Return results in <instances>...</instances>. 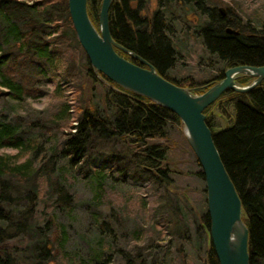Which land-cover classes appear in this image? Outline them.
I'll return each instance as SVG.
<instances>
[{
	"label": "trees",
	"instance_id": "obj_1",
	"mask_svg": "<svg viewBox=\"0 0 264 264\" xmlns=\"http://www.w3.org/2000/svg\"><path fill=\"white\" fill-rule=\"evenodd\" d=\"M209 1L158 0L157 10L151 16H145L148 7L146 8L143 0H115L109 14L112 37L124 48L149 61L155 68H173L177 47L175 37L177 39L178 35L182 34L186 38L191 32L187 30V25H192L184 17H174L170 9L171 13L168 11L169 7L177 4L184 10L185 16L199 12L202 17H206L196 34L203 40L209 54L219 59L218 62L226 64L228 68L244 65L264 66V23L243 27L244 25L231 17L230 13L227 12V15L223 16L219 9L211 7ZM102 3L103 0H88V14L97 29ZM227 28L237 29L240 35L227 33ZM118 53L124 58H129L122 52ZM62 57L66 63L63 67V72L67 73L64 75L65 83L64 79H55L62 71V65L59 64ZM78 62L81 64L78 65ZM82 70H85L87 75L83 81L91 85L90 94L94 91L98 96L100 93L103 99H100L99 104L96 101V104L84 103L80 112L72 116L71 114L76 113L73 111L76 108V100H71V104L64 96L67 89L69 92L72 90V96H75L77 90H81ZM161 75L170 82L185 87L182 81ZM223 78L224 72L214 79ZM52 80L55 82L53 97L60 103L66 99L55 116L58 115L57 118L61 122L71 124L72 119H75L76 123L72 127L74 132L71 131L65 140L63 151L64 157L68 158L71 165L79 166L84 160L97 159L98 156L92 153L95 143L108 142L111 137L119 136L135 143L136 150L143 153L142 160L141 156L137 157L136 154L135 164L141 169L148 167L147 170L152 172L156 183L166 182V176H163L166 170H160L158 167L168 158V151L152 141L164 140L171 126L182 127L178 116L144 97L125 92L104 75L95 72L77 38L68 0H0V99L9 97L15 102L24 103L27 100L45 98L50 93L46 92L45 88ZM95 83L100 86L109 84L111 87L98 90L94 88ZM83 93L84 86L80 94ZM57 106L55 104L54 108ZM213 109H217L220 115L224 114L222 119L226 120L228 126L215 130L210 117V111ZM205 114L221 158L242 200L250 232V264H264V82L249 93L226 92L205 111ZM2 115L0 113V151L12 148L20 153L26 150L33 152V148L39 144L37 136L23 130L21 123L7 120ZM52 121L55 122L53 118ZM108 158L106 161H116L119 157ZM14 159L12 156L0 154L2 241L8 238L9 241L13 237L9 234L11 229L6 220L10 215L11 219H14V213L6 208V204L3 205L7 195L3 188L5 177L8 174H21L24 177L35 174L30 173L33 168L31 159L22 163ZM159 175L161 176L156 177ZM33 209L32 206L28 210L29 215H32ZM203 216V225L210 230L208 211ZM103 225V222L98 224L97 229L101 232L104 231ZM18 226L20 230L28 227L25 220ZM159 226L156 231L162 234L163 230L167 229L166 225L159 223ZM59 229L60 226L55 222L54 235L47 236L36 222L29 224L27 235H32L34 239L28 248L32 261L33 255L38 254L46 258H52L55 253L65 256L62 239L64 231L60 232ZM150 241L153 239L147 243H151ZM9 253L11 254L9 245L2 242L0 264H16V260H13ZM147 258L149 257L146 256L145 259ZM58 259L56 257L52 262ZM207 260L209 264H219L213 247L207 250ZM128 261L133 262V258L128 257ZM52 262L51 264H55Z\"/></svg>",
	"mask_w": 264,
	"mask_h": 264
},
{
	"label": "rangeland",
	"instance_id": "obj_2",
	"mask_svg": "<svg viewBox=\"0 0 264 264\" xmlns=\"http://www.w3.org/2000/svg\"><path fill=\"white\" fill-rule=\"evenodd\" d=\"M143 2L148 7L145 16H151L158 8V0ZM209 3L215 9L230 13L243 27L264 23V0H210ZM169 9L174 17H184L192 25H187V30L191 32L186 38L182 34L177 39L175 37L174 67L166 76L182 81L186 88L189 85L196 87L188 88L194 89L198 95L203 94L207 90L198 88L217 84L222 79L214 78L225 73L228 67L209 54L203 40L196 34L206 17L199 12L185 16L184 10L177 4ZM125 59L141 66L131 57ZM59 64L62 71L55 78L56 81L67 75L63 72L66 64L63 57ZM84 71L80 74L81 90H77L75 96L71 95L72 90L65 92L64 98H68L71 104V100H76L73 110L76 113L72 116L80 112L84 103L99 104L103 99L100 93L98 96L94 91L90 94L91 85L83 81L87 77ZM107 85L95 83L94 88L106 90L111 87ZM83 86L84 93L81 95ZM54 89L55 82L52 80L45 88L46 92H50L45 98L24 103L15 102L9 97L0 99L2 116L21 123L23 130L39 139L33 152L26 150L20 153L12 148L0 151V154L12 156L19 163L31 159L33 168L30 173L35 172L34 176L28 177L8 174L3 186L7 193L3 205L6 204L5 207L14 213V219L10 215L6 220L11 229L9 234L13 237L9 241V238L5 241L0 239V245L2 242L9 245V255L16 260V264H51L56 257L59 259L52 263L209 264L207 250L213 246L209 242V229L202 222L203 215L208 211L207 202L205 206L206 182L186 140L183 126H171L164 140L152 141L168 151V158L158 167L166 170L164 184L156 183L148 167L141 169L134 163L136 154L142 160L143 153L136 150L135 143L119 136L111 137L108 142L95 143L92 153L98 156L97 159L84 160L79 166L71 165L63 151L65 140L76 123L72 119L71 124H67L58 120V115L55 116L66 99L60 103L52 95ZM55 104L58 105L56 108ZM219 113L217 109L210 111L215 130L228 126L226 120H222L224 114ZM114 156L119 158L116 161L113 159V162L106 161V158ZM32 206L33 213L29 215L28 210ZM24 220L28 227L20 230L18 224L21 225ZM51 220L60 226V232L64 231L65 256L55 253L52 258H46L38 254L33 255L32 261L28 248L34 239L32 235H27L29 224L36 222L47 236H51L54 235ZM102 222L103 232L97 229ZM159 223H164L167 228L162 234L156 231L157 227L160 228ZM152 239L151 243H147ZM155 241L158 243L153 244ZM146 256L149 257L148 263ZM128 257L133 258V262H129Z\"/></svg>",
	"mask_w": 264,
	"mask_h": 264
},
{
	"label": "water",
	"instance_id": "obj_3",
	"mask_svg": "<svg viewBox=\"0 0 264 264\" xmlns=\"http://www.w3.org/2000/svg\"><path fill=\"white\" fill-rule=\"evenodd\" d=\"M114 1L103 0L97 29L88 14V0H69L70 16L81 47L96 73L104 75L125 92L144 97L178 116L204 174L210 218L209 242L219 264H250V232L242 200L215 145L205 111L228 91L249 93L262 84L264 66L228 68L221 81L198 95L194 89L170 82L154 66L114 40L109 17ZM221 13L226 16L223 9ZM118 52L146 67L132 63ZM241 77L254 80L243 86L237 82Z\"/></svg>",
	"mask_w": 264,
	"mask_h": 264
},
{
	"label": "flooded vegetation",
	"instance_id": "obj_4",
	"mask_svg": "<svg viewBox=\"0 0 264 264\" xmlns=\"http://www.w3.org/2000/svg\"><path fill=\"white\" fill-rule=\"evenodd\" d=\"M196 32H198L197 30H196ZM142 58V57H141ZM144 59V58H143ZM147 63H149L150 64V62L149 61H147L146 59H144ZM134 61H138V60H135L134 59ZM138 62H140V61H138ZM139 65H141V67H146L143 63H139ZM152 65V64H151ZM170 67V66H169ZM169 67H165V68H161L162 70H160L158 67H156V68H158L157 70L161 73V74H164V76H166V74H167V72H169L170 70H172V68L171 69H169ZM167 77V76H166ZM242 79H239L238 80V83L239 84H241V85H247L250 81H251V78H248V77H241ZM215 82V81H214ZM251 83V82H250ZM249 83V84H250ZM248 84V85H249ZM214 85V84H213ZM189 87L190 88H196V87H191V85H189ZM208 87H211V84H208V85H205V86H203V87H201V88H204V89H207ZM188 88V87H187Z\"/></svg>",
	"mask_w": 264,
	"mask_h": 264
},
{
	"label": "bare ground",
	"instance_id": "obj_5",
	"mask_svg": "<svg viewBox=\"0 0 264 264\" xmlns=\"http://www.w3.org/2000/svg\"><path fill=\"white\" fill-rule=\"evenodd\" d=\"M68 2H69V0H68ZM87 6H88V3H87ZM69 7V6H68ZM219 12H221V9H219ZM226 15H227V13H225ZM229 30H230V33H229ZM227 33H229V34H231V35H238V33H239V35H240V31H238L237 29H233V28H227ZM245 66H249V65H245ZM248 78H250V77H248ZM240 79H242V78H240ZM252 79V78H251ZM254 80V79H253ZM238 82V81H237ZM264 82V81H263ZM262 82V83H263ZM244 86V85H243ZM208 88H211V87H208ZM207 88V89H208ZM223 96V95H222ZM222 96L220 97V98H222ZM223 120V119H222Z\"/></svg>",
	"mask_w": 264,
	"mask_h": 264
}]
</instances>
